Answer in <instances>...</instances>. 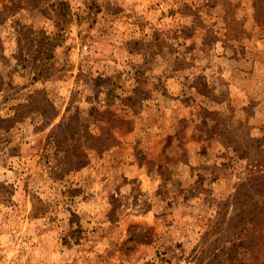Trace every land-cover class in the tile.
Masks as SVG:
<instances>
[{"label": "rangeland", "instance_id": "374dc122", "mask_svg": "<svg viewBox=\"0 0 264 264\" xmlns=\"http://www.w3.org/2000/svg\"><path fill=\"white\" fill-rule=\"evenodd\" d=\"M0 264H264V0H0Z\"/></svg>", "mask_w": 264, "mask_h": 264}, {"label": "trees", "instance_id": "16d2710c", "mask_svg": "<svg viewBox=\"0 0 264 264\" xmlns=\"http://www.w3.org/2000/svg\"><path fill=\"white\" fill-rule=\"evenodd\" d=\"M237 244H238V243H236V244H232V248H231V250H230V254H231L232 251L234 250L233 247H235Z\"/></svg>", "mask_w": 264, "mask_h": 264}]
</instances>
